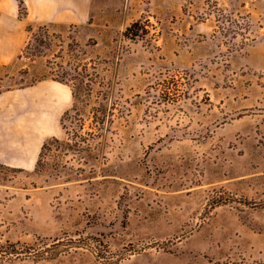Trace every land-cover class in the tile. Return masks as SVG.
<instances>
[{
  "label": "rangeland",
  "instance_id": "374dc122",
  "mask_svg": "<svg viewBox=\"0 0 264 264\" xmlns=\"http://www.w3.org/2000/svg\"><path fill=\"white\" fill-rule=\"evenodd\" d=\"M181 5L193 24L211 20L214 25L213 31L204 35L206 61L170 60L158 54L152 39L172 37L166 23L158 26L140 20L122 31L106 29L99 37L92 36V27L78 19L64 23L57 31L46 26L30 30L19 71L0 78V92L52 79L57 73L79 74L76 77L84 80L81 116L71 114L64 128L59 122L53 136L58 142L51 141L43 151L34 173L0 166V202L23 192H29L27 196L45 192L44 196L54 199L56 208L63 209L62 220L70 221V226L54 241L17 244L0 234L1 261L83 252L97 264H117L144 251L170 250L185 233L208 222L219 207L242 214L255 213L264 206L228 193L211 197V191L221 190L213 189L206 193L198 215L181 232L160 237L148 234L147 224L167 212V199L177 191L189 193L200 182L205 157L222 148L215 141L220 124L208 123L203 132V126L183 121L192 115L190 105L199 100L198 86H206L207 95H201V102L209 104L214 87L261 84L256 77L262 74L247 63L246 54L252 46L264 43V0H183ZM23 14L20 4L18 17ZM97 41L101 43L96 45ZM207 114L208 121L219 122L220 115L212 114L209 108ZM249 129L250 124L247 132L255 135ZM199 130L200 139L188 138ZM254 140L253 150L259 151L254 157L264 156V124L257 125ZM108 232L120 235L126 243L111 249L102 237ZM219 264L264 261L235 251Z\"/></svg>",
  "mask_w": 264,
  "mask_h": 264
},
{
  "label": "crops",
  "instance_id": "0c3cea01",
  "mask_svg": "<svg viewBox=\"0 0 264 264\" xmlns=\"http://www.w3.org/2000/svg\"><path fill=\"white\" fill-rule=\"evenodd\" d=\"M182 1L22 0L24 14L19 18L18 0H0V78L17 72L18 63L24 60L22 53L30 30L46 26L57 31L64 23L71 24L76 19L88 23L92 27L90 34L97 37L106 29L122 31L140 20L158 26L166 23L170 25L172 37L152 39L158 54L170 60L206 61L204 35L208 36L214 25L211 20L193 24L188 11L182 8ZM100 43L97 41L96 45ZM148 52L151 54L150 50ZM246 57L247 63L262 74L256 77L260 85L256 82L249 88L214 87L209 104L201 102V95H207L206 86H198L199 100L190 105L192 115L184 117L183 121L199 128L203 126V132L208 123L220 124L215 141L222 148L213 151V156L205 157L200 182L190 188L189 193L177 191L167 199V212L147 224L150 236L181 232L183 226L198 215L209 190L221 189L244 202L264 204V156L261 153L254 157L259 151L253 150L257 125L264 124V43L249 48ZM70 98V88L52 79L38 80L14 91H1L0 166L15 172L34 173L41 147L57 135L61 117L71 106ZM208 108L212 114L220 115L219 122L208 121ZM249 124L255 135L247 132ZM195 137L201 138L200 130L197 134H188L189 139ZM26 193L29 192L0 202V234L6 241L17 244L60 239L70 226V221L62 220L63 209L56 208L54 199L44 196L45 192L37 196ZM244 214L246 217L242 218ZM108 233L102 237L111 249H119L126 243L120 235ZM235 251L264 261V206L255 213L242 214L232 208L219 207L208 222L185 233L170 250L144 251L117 264H219ZM0 264L97 263L90 254L82 252L39 260L13 258L0 260Z\"/></svg>",
  "mask_w": 264,
  "mask_h": 264
},
{
  "label": "trees",
  "instance_id": "16d2710c",
  "mask_svg": "<svg viewBox=\"0 0 264 264\" xmlns=\"http://www.w3.org/2000/svg\"><path fill=\"white\" fill-rule=\"evenodd\" d=\"M22 4L21 1H19L18 5ZM136 24L132 25V27H134ZM40 28H44L43 26ZM131 31L130 29H127V32ZM77 46V45H76ZM78 47V46H77ZM77 68V66L75 67V69ZM82 72V69H81ZM79 74L76 75H70L69 73L66 72H62V73H57L56 76L54 78H52L53 80H56L64 85L69 86L70 90H71V95H72V102H71V106L69 109H67L62 117H61V125L64 128V122L65 120L71 115H77V116H81L80 112V104L82 103L81 97L83 94V87H84V80H79L76 76H78ZM87 85H85L86 87ZM51 141L53 142H58L56 139L52 138L49 141H46L43 143L42 147H41V151L38 157V161H37V167L40 165L41 161H42V157H43V151L47 149V146L51 143ZM75 150V149H74ZM80 150H78L79 152Z\"/></svg>",
  "mask_w": 264,
  "mask_h": 264
},
{
  "label": "built area",
  "instance_id": "2783aa9c",
  "mask_svg": "<svg viewBox=\"0 0 264 264\" xmlns=\"http://www.w3.org/2000/svg\"><path fill=\"white\" fill-rule=\"evenodd\" d=\"M223 193H225V192H223L222 190H214V191H211L208 195H210L211 197H213V195L215 196V197H217V198H219L218 196H220L221 194H223ZM210 196H207L206 197V202H208L209 201V197ZM206 204V203H205ZM209 207V210H210V214H211V210H212V208L210 207V206H208Z\"/></svg>",
  "mask_w": 264,
  "mask_h": 264
}]
</instances>
